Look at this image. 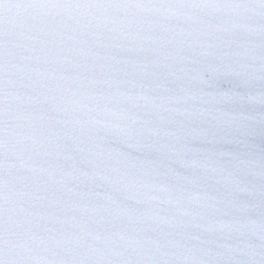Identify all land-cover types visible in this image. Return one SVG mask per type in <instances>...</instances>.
<instances>
[{
    "label": "water",
    "instance_id": "water-1",
    "mask_svg": "<svg viewBox=\"0 0 264 264\" xmlns=\"http://www.w3.org/2000/svg\"><path fill=\"white\" fill-rule=\"evenodd\" d=\"M0 264H264V0H0Z\"/></svg>",
    "mask_w": 264,
    "mask_h": 264
}]
</instances>
